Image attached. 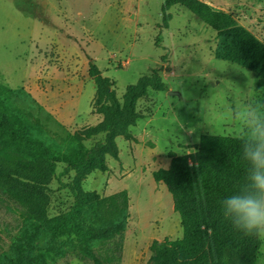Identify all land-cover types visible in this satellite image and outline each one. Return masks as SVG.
Segmentation results:
<instances>
[{
	"label": "rangeland",
	"instance_id": "rangeland-1",
	"mask_svg": "<svg viewBox=\"0 0 264 264\" xmlns=\"http://www.w3.org/2000/svg\"><path fill=\"white\" fill-rule=\"evenodd\" d=\"M164 1L0 0V84L11 90L18 110L39 121L49 144L64 147L74 131L101 119L92 108L89 61L114 82L119 99L153 69L164 82L163 91H151L137 104L143 117L131 132L138 143L118 138V161L108 157V171L92 173L82 186L102 197L127 192L129 217L119 264H147L154 240L183 235L170 194L152 177L168 167L169 153H193L191 146L202 136L238 139L237 113L250 105L264 108V78L218 58L217 32L210 24L217 13H227L264 45V0H198L205 5L204 19L175 5L165 27ZM63 168L58 161L48 218L73 203L58 182L73 177L62 176ZM25 230L18 204L0 192V262L14 257ZM259 243L256 264H264V240ZM33 245L28 256L34 260L59 246L48 232ZM74 246L50 263L93 264L80 259Z\"/></svg>",
	"mask_w": 264,
	"mask_h": 264
},
{
	"label": "trees",
	"instance_id": "trees-1",
	"mask_svg": "<svg viewBox=\"0 0 264 264\" xmlns=\"http://www.w3.org/2000/svg\"><path fill=\"white\" fill-rule=\"evenodd\" d=\"M175 5L204 19L205 5L198 0H165L161 8L164 27L170 19L167 12ZM210 24L217 32L216 56L264 78V45L227 13H217ZM87 73L95 85L92 108L101 119L74 131L64 147L49 144L39 121L18 110L11 90L0 84V192L18 204L26 225L14 257L0 264H51L53 256H63L65 247L73 244L82 260L120 262L129 217L127 192L102 197L84 191L82 183L95 171H108L107 157L118 161V137L138 143L131 132L143 117L137 104L149 92L163 91L165 85L153 69L127 86L119 99L114 82L104 77L94 62L89 61ZM89 141L92 143L87 146ZM191 147L194 152L190 154L169 153V166L152 173L154 182L162 183L170 194L183 235L176 240H154L147 264H256L259 239L235 230L220 206L242 184L245 165L239 139L202 136ZM58 161L64 164L62 176L73 175L68 183L58 181L61 188L69 190L73 203L66 212L48 218L49 186ZM43 232L52 234L59 246L46 248L42 257L34 260L28 255Z\"/></svg>",
	"mask_w": 264,
	"mask_h": 264
},
{
	"label": "clouds",
	"instance_id": "clouds-1",
	"mask_svg": "<svg viewBox=\"0 0 264 264\" xmlns=\"http://www.w3.org/2000/svg\"><path fill=\"white\" fill-rule=\"evenodd\" d=\"M237 118L244 176L242 184L220 202L221 212L245 237L264 240V108L245 106Z\"/></svg>",
	"mask_w": 264,
	"mask_h": 264
},
{
	"label": "crops",
	"instance_id": "crops-1",
	"mask_svg": "<svg viewBox=\"0 0 264 264\" xmlns=\"http://www.w3.org/2000/svg\"><path fill=\"white\" fill-rule=\"evenodd\" d=\"M98 122H99V121H98ZM136 125H137V124H136ZM133 128H134V127L131 128V131H132ZM134 137H136V136L134 135ZM118 138H121V137H118ZM118 138H117V139H118ZM117 139H116V141H117ZM129 144H131V145H136V144H134V143H129ZM107 158H108V157H107ZM107 158H106V161H107ZM168 166H169V165H168ZM107 167H108V166H107ZM166 168H167V167H165V169H166ZM95 172H96V171H95ZM93 173H94V172H93ZM105 173H106V172H105ZM71 174H72V173H71ZM89 176H90V175H89ZM89 176H88V177H89ZM88 177H87V178H88ZM86 181H87V179H85V180L83 181V183L86 182ZM83 183H82V186H83Z\"/></svg>",
	"mask_w": 264,
	"mask_h": 264
}]
</instances>
